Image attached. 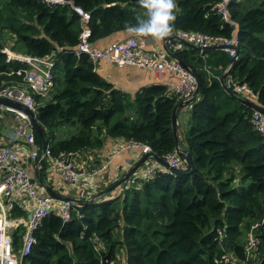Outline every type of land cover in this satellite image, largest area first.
I'll list each match as a JSON object with an SVG mask.
<instances>
[{"label": "trees", "instance_id": "16d2710c", "mask_svg": "<svg viewBox=\"0 0 264 264\" xmlns=\"http://www.w3.org/2000/svg\"><path fill=\"white\" fill-rule=\"evenodd\" d=\"M220 1L176 0L172 31L164 38L182 31L230 38L234 29L215 9ZM74 2L92 15L91 47L125 34L127 26L145 16L140 0ZM229 9L240 42L230 73L249 84L264 108V0H231ZM81 32L80 18L69 7L0 0V87L21 80L16 72L26 68L22 62H7L2 53L9 34L15 52L40 57L57 52L49 100L43 104L42 96H36L37 117L55 154L100 150L109 138L148 144L162 158L176 152L180 140L172 118L180 97L169 96L165 86L145 87L135 96L117 89L97 72L88 54H75ZM206 53L204 60L188 45L173 54L199 82L201 99L194 101L183 140L194 173L187 162L180 174L159 172L141 184L119 187L99 201L77 206L66 224L53 214L36 232L37 245L24 264H220L225 253L244 257L247 234L264 215V136L251 122L255 109L215 78L223 76L232 58L221 49ZM76 125L75 135L55 141L59 130ZM36 138L43 145L38 133ZM40 172L46 179L47 163ZM95 236L103 250L97 249ZM260 237L253 264H264V229Z\"/></svg>", "mask_w": 264, "mask_h": 264}, {"label": "built area", "instance_id": "2783aa9c", "mask_svg": "<svg viewBox=\"0 0 264 264\" xmlns=\"http://www.w3.org/2000/svg\"><path fill=\"white\" fill-rule=\"evenodd\" d=\"M44 2L49 7H69L79 16L82 32L80 45L75 50L77 56L82 53L88 54L95 65L105 62L119 68L147 70L157 75H175L177 77L175 95L187 104L195 100L194 95L199 82L192 70L173 56L174 53L191 45L200 49V55L204 60L208 57L206 52L216 46H220L221 50L231 58L238 54L239 26L231 16L229 9L231 0H221L215 7L222 20L234 29L230 38L202 32L182 31L166 38L163 50L148 49L145 45L147 38L136 37L132 33L126 39L111 43L107 47H91L89 44L91 30L88 27L92 19L90 12L76 5L74 0H44ZM2 53L7 56V62H22L26 68L16 72L21 80H12L0 87V99H9L18 103L31 110L38 118L39 106L36 96L49 97L56 85L57 52L40 57L21 54L15 52L10 46H5ZM231 68V65L226 68L225 77L215 76V78L221 80L223 86L237 97L245 98L246 95H253L249 84L231 75ZM0 111L14 115L17 121L15 140L17 144H25L28 148L26 152L19 153L14 146L0 147V264H24L25 259L32 254L37 245L36 232L43 226L46 218L55 214L62 219L64 224L69 223L73 219L77 206L93 203L103 198L107 189L101 192L102 185L99 181L107 180L112 174V160L107 159L99 164L94 161V158H89L87 160L90 162H87L83 159L81 151H61L55 154L50 143L43 152V145L37 142L36 133L38 132L28 113L3 105H0ZM251 122L255 130L264 136V113L255 111ZM114 152L117 155L129 153L136 157L130 166L131 170L144 156L153 153V150L150 145L142 142L121 140ZM185 157V154L178 150L167 154L164 160L172 168L181 170L188 162ZM37 163L39 172L42 164L47 163L46 181L41 177L40 172L42 183L50 187V181H58V184L63 186L61 193L54 188H52L54 194L48 192L39 180L36 184L31 182L32 176L28 165L34 168ZM162 171L164 169L161 164L150 157L130 177L126 186L128 188L134 184H141ZM59 197H66L69 200H61ZM30 215L31 218H29ZM261 229H264V215L251 226L247 234L244 257L227 253L222 255L218 263L253 264L258 259L260 251ZM219 234L221 235L222 232L219 231ZM15 240L19 242L18 246ZM93 241L98 250L105 248L98 236H95ZM104 262L108 261H102V264Z\"/></svg>", "mask_w": 264, "mask_h": 264}, {"label": "crops", "instance_id": "0c3cea01", "mask_svg": "<svg viewBox=\"0 0 264 264\" xmlns=\"http://www.w3.org/2000/svg\"><path fill=\"white\" fill-rule=\"evenodd\" d=\"M127 33H129V32L126 31L125 34L124 33H117V34H115V35H113L107 39L101 40V41L97 42L96 47L97 48H104V47H107L111 43L122 41L131 35L130 33L129 34H127ZM10 37H12V36H10L9 34L4 35V38L6 41L5 43H6V46H10L11 48H13L14 45L11 42ZM164 40H165V38H162L159 40H157V39H146L145 45L148 49L163 50V49H165ZM96 70L108 82L112 83L115 87H117L123 91L135 93L136 91H138L139 89H141L143 87L165 86L168 88L170 96H175L174 88L177 84V77L175 75H172V74L157 75V74H154L153 72H150L147 70H141V69H136V68H119V67L115 66L114 64L105 63V62L98 63ZM239 98L242 101H247V103L250 102V103H254V104L261 106L259 101H258V96L255 93H253V95H250V96L246 95L245 98H241V97H239ZM200 99L201 98L198 94L196 101L199 102ZM186 110H188L187 118L183 117V119L180 120L179 119L180 112L186 111ZM4 113L5 112L0 111V118H2L4 116ZM189 118H190V109L189 108H185V109L183 108V109L178 110V113H177V126H178L177 127V133H178L179 137L182 136L183 140H184V136L186 134V131L189 128ZM14 119H15V117H14ZM120 141L121 140L109 138L106 141L105 146L100 150L99 149L98 150H86L85 149V150L81 151L82 155H83V159L87 162H90L87 160L89 158H94L95 159L94 161L99 163V164L102 163L103 161L107 160V159L112 160V170H111L112 174L109 175L107 180L99 181L100 185H102V187H101L102 191L101 192H103V189H108L109 187H111L113 185V182H116L120 178H122L124 176V174L122 175V173L124 171H125V173H128L130 171V166H131L132 162L135 161V159H136L135 156H133L132 154H129V153L122 154V155L115 154V152H114L115 147L118 145V143H120ZM17 143L18 142L15 140V129H14V133L12 132L10 134H7L5 139L0 136V147H4V146L12 147V146H14L16 149H18L17 151L19 153H22L23 151H25V152L27 151L28 148L26 147L25 144H17ZM161 166H162V164H161ZM116 168H118V172H116ZM28 170H29L32 178H35L36 172L34 171V168L30 164L28 165ZM46 180H47V178L44 179V181H46ZM49 183H50V187L54 188L56 191L61 193V191L63 190V186L60 183L58 184V181H56V180H55V182L50 181Z\"/></svg>", "mask_w": 264, "mask_h": 264}, {"label": "clouds", "instance_id": "9594fccd", "mask_svg": "<svg viewBox=\"0 0 264 264\" xmlns=\"http://www.w3.org/2000/svg\"><path fill=\"white\" fill-rule=\"evenodd\" d=\"M140 4L145 9V16L142 18H138L136 24L131 25V26H127V31L129 33H132L136 37H152L153 39H157V40L162 39V38L166 37L167 35H169L170 32L172 31V27H173L172 21L175 20V11L174 10L177 7L176 0H140ZM198 50L200 52V49H198ZM225 76H226V74H223L222 77H225ZM226 90L233 95V93L231 91H229L228 89H226ZM197 95L195 97V100L197 98ZM169 96H170V94H169ZM171 97H173V96H171ZM181 101H183V100H181ZM194 101L192 102L193 104H194ZM185 105H187V103ZM184 154L186 156V153H184ZM163 159H164V157H163ZM159 163L162 164L161 162H159ZM162 166L164 169V171H162V172L167 171V172L172 173L170 170H168L166 167H164L163 164H162ZM177 170H179V169H177ZM181 170H183V169H181ZM126 174L127 173H125L123 177H125ZM122 178H120L118 181H120ZM129 179L126 180V182L123 183L120 187L126 186ZM117 182L115 184H117ZM115 184H113L112 186H114ZM118 188H116L112 192H115ZM112 192H110V193H112ZM105 193L106 194L103 197L110 194V193H107L106 191H105ZM231 253H233V252H231ZM225 254H227V253H225Z\"/></svg>", "mask_w": 264, "mask_h": 264}, {"label": "water", "instance_id": "95a60500", "mask_svg": "<svg viewBox=\"0 0 264 264\" xmlns=\"http://www.w3.org/2000/svg\"><path fill=\"white\" fill-rule=\"evenodd\" d=\"M168 38V37H167ZM195 47L196 49H199L198 47L196 46H193ZM212 49H221L220 46H216V47H213ZM238 55H239V50H238V54L236 57L232 58V62H231V67L234 65V63L236 62V60L238 59ZM181 62V61H180ZM182 63V62H181ZM184 65V64H183ZM185 66V65H184ZM199 93V86H198V89L194 95V98L196 97V95ZM186 102L185 101H181L178 106H176L174 112H173V118H172V122H173V131H174V134L176 136V138L178 139V133H177V113H178V110L183 108L185 106ZM249 105H251L256 111H260L262 113H264V108L262 106H259L257 104H254V103H248ZM0 105H3V106H6V107H10V108H14V109H19V110H23L25 111L26 113H28L31 117V121L34 125V127L36 128V131L38 132V135L41 137V140L43 142V152L46 150V147L48 145V141L45 137V134H44V128L41 126L38 118H36V115L31 111L29 110L28 108H24L22 105L18 104V103H15L9 99H0ZM179 140V139H178ZM186 159L189 163V165L191 166V170H190V174H193L194 171H195V162H194V159H193V156L188 152L186 151ZM150 157H153L154 159L158 160L159 162H161L164 167H166L168 170H170L173 174H180V171L177 170V169H173L162 157L158 156L157 154H155L154 152L149 154V155H146L144 156L126 175L125 177H123L120 181L117 182V184H115L114 186H111L110 188H108L106 190L107 193H110L112 191H114L116 188L120 187L123 183L126 182V180H128L133 174H135L137 172V170L142 166V164L148 160ZM34 170L36 172V178H32V183L33 184H36V181L39 180L41 182V185L43 187H45L48 192L54 194L53 192V189L51 187H48L46 185H44L41 181V178H40V172H39V169H38V163L35 164L34 166ZM59 199L61 200H69V198H66V197H59ZM85 204H88V203H85ZM84 204V205H85ZM82 205V204H81ZM29 218H31V215L29 216Z\"/></svg>", "mask_w": 264, "mask_h": 264}, {"label": "rangeland", "instance_id": "374dc122", "mask_svg": "<svg viewBox=\"0 0 264 264\" xmlns=\"http://www.w3.org/2000/svg\"><path fill=\"white\" fill-rule=\"evenodd\" d=\"M10 40L14 45L15 44L14 37H10ZM148 87H150V86H148ZM143 88H145V87H143ZM143 88H141V89H143ZM117 89H119V88H117ZM141 89H139L138 91H140ZM121 91H123V90H121ZM138 91H136L135 93H131V92H127V91H123V92L128 93L132 96H135ZM42 100H43L42 103L45 104L49 100V97L48 96H42ZM192 107H193V103H190V104L185 105L183 108L184 109L189 108L191 111ZM183 108H181V109H183ZM187 116H188V110L181 111L179 114V119L182 120L183 117L187 118ZM16 127H17V121H15L14 115L10 114L8 112H5L4 116L2 118H0V136L5 139L7 134H10L12 132L14 133V129H15V134H16ZM78 130H79L78 125L68 126L66 128H63L56 133L55 141L67 139V138L75 135L78 132ZM179 140H180L179 145L177 146L176 150L177 151L180 150L182 153H185V150L183 149L184 144H183L182 136L179 137Z\"/></svg>", "mask_w": 264, "mask_h": 264}]
</instances>
